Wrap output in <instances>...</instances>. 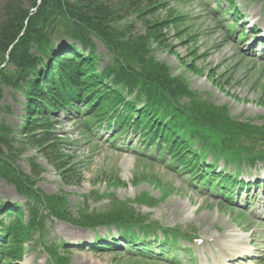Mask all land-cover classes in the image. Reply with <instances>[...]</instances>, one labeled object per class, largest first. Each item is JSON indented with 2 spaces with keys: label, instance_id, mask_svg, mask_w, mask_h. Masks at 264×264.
Here are the masks:
<instances>
[{
  "label": "trees",
  "instance_id": "16d2710c",
  "mask_svg": "<svg viewBox=\"0 0 264 264\" xmlns=\"http://www.w3.org/2000/svg\"><path fill=\"white\" fill-rule=\"evenodd\" d=\"M161 9H168L166 0H8L0 9V181L24 201L0 205V264H20L35 236L50 264L70 260L69 252L62 256L60 247L48 240V220L92 231L118 229L119 240L98 238L101 250L114 249L120 241L136 246L133 240L141 227L147 229L146 240L153 229L158 242L157 228L145 225L132 208L120 204L99 212L80 206L73 210L67 195H45L36 188L42 171L35 159L28 160L30 175L17 166L29 146L43 154L53 147V119L68 112L74 101L72 112L88 102L80 112L91 121L101 124L111 116L116 121L109 129L115 125L141 132L159 156L170 154L172 165H181L198 180L206 177L209 182L203 186L220 181L221 193L230 195L235 181L227 172L216 173L219 161L227 166L235 160L250 166L264 162V122L233 117L227 107L193 92L185 79L173 77L167 65L153 58L154 37L164 39L163 31L181 21H160L156 15ZM132 20L143 22L145 36L133 33ZM96 41L109 57L103 72L113 77V91L99 86L107 77L94 70ZM124 88L129 96L136 93L142 105L128 102ZM8 89L25 100L23 124L17 128L5 118L12 113L4 104ZM208 156L213 164H205ZM58 170L71 171L66 165ZM144 248L154 249L143 245L130 250L141 253Z\"/></svg>",
  "mask_w": 264,
  "mask_h": 264
},
{
  "label": "rangeland",
  "instance_id": "374dc122",
  "mask_svg": "<svg viewBox=\"0 0 264 264\" xmlns=\"http://www.w3.org/2000/svg\"><path fill=\"white\" fill-rule=\"evenodd\" d=\"M7 1L0 0V9ZM166 1L168 10L161 9L157 19L181 21L174 20L176 23L163 31L164 39L154 37L157 42L153 44V58L167 65L173 77L185 79L193 92L227 107L233 117L256 125L264 122V0ZM242 24L250 33L244 42L239 40ZM130 26L135 35L145 36L142 21L132 20ZM250 27L260 30L255 34L257 40H252ZM96 44L98 60L94 70L107 77L99 81V86L113 91V77L103 72L109 57L103 46L97 41ZM127 89L122 96L141 106L136 93L129 96ZM24 103L23 96L6 90L4 104L11 106L12 113L5 118L15 128L23 124ZM72 105L77 106V102ZM73 106L53 119L49 144L53 147L43 154L29 146L17 166L30 175L33 170L28 160L35 159L43 170L36 188L45 195H67L73 210L80 206L99 212L120 204L132 208L145 225L157 228L158 244L168 251H162L161 257L146 252V256L129 254V248L122 243L117 249L94 251L91 243L95 239L110 236L106 229L94 232L48 220V240L60 247L62 256L64 251L69 252L70 260L65 264H264V221L257 207L230 201L216 189L198 188L199 182L191 172L179 170L181 166L177 164L169 166L174 164L170 154L158 158L159 152L139 134L131 132L120 138L118 129L110 131L105 127L98 131V122L91 121L86 112L80 114L86 105L76 109L77 113L72 112ZM115 120L109 116L103 121ZM145 150L151 151L152 158ZM212 163V157H206L205 164ZM65 165L71 169L69 174L58 170ZM218 167L236 174L235 170L241 169L240 179L264 183L262 163L251 168L244 164L227 167L221 161ZM262 193L255 192L257 204ZM17 202L24 203L12 186L0 181V205ZM140 229L136 234L147 231ZM153 231L150 229V233ZM36 238L26 244L21 264H49V255L35 243ZM171 250L180 252L175 255Z\"/></svg>",
  "mask_w": 264,
  "mask_h": 264
}]
</instances>
